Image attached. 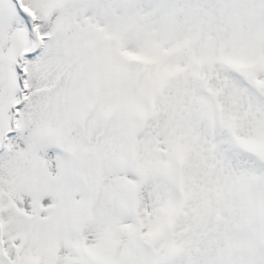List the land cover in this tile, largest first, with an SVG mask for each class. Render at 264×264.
Segmentation results:
<instances>
[{
    "label": "snow or ice",
    "instance_id": "obj_1",
    "mask_svg": "<svg viewBox=\"0 0 264 264\" xmlns=\"http://www.w3.org/2000/svg\"><path fill=\"white\" fill-rule=\"evenodd\" d=\"M0 264H264V0H0Z\"/></svg>",
    "mask_w": 264,
    "mask_h": 264
}]
</instances>
